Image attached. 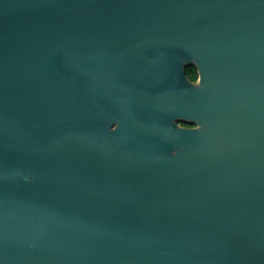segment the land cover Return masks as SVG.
I'll return each mask as SVG.
<instances>
[{"label":"water","instance_id":"obj_1","mask_svg":"<svg viewBox=\"0 0 264 264\" xmlns=\"http://www.w3.org/2000/svg\"><path fill=\"white\" fill-rule=\"evenodd\" d=\"M0 264H264V0H0Z\"/></svg>","mask_w":264,"mask_h":264},{"label":"trees","instance_id":"obj_2","mask_svg":"<svg viewBox=\"0 0 264 264\" xmlns=\"http://www.w3.org/2000/svg\"><path fill=\"white\" fill-rule=\"evenodd\" d=\"M185 75L186 77H188V79L191 81V82H195L196 81V78H197V75H196V70L195 68L192 66V67H188L185 69ZM182 126H185V127H191L189 125H186V124H181Z\"/></svg>","mask_w":264,"mask_h":264}]
</instances>
